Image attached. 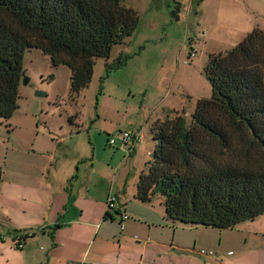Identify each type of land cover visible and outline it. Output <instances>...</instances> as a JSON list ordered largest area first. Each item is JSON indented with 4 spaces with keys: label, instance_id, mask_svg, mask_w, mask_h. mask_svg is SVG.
<instances>
[{
    "label": "trees",
    "instance_id": "1",
    "mask_svg": "<svg viewBox=\"0 0 264 264\" xmlns=\"http://www.w3.org/2000/svg\"><path fill=\"white\" fill-rule=\"evenodd\" d=\"M126 1L0 0V121L8 132L25 52L39 50L53 68H68L78 95L95 61L136 31L139 16ZM203 74L212 95L197 101L190 125L178 112L152 123L155 146L135 198L160 196L172 223L230 229L264 214V31L255 28L233 49L211 54Z\"/></svg>",
    "mask_w": 264,
    "mask_h": 264
},
{
    "label": "rangeland",
    "instance_id": "2",
    "mask_svg": "<svg viewBox=\"0 0 264 264\" xmlns=\"http://www.w3.org/2000/svg\"><path fill=\"white\" fill-rule=\"evenodd\" d=\"M125 5L139 16L136 31L123 44L115 45L109 58L95 61L92 80L78 95L71 94L70 75L63 72L69 70L62 67L65 70L55 72L49 57L39 50H27L23 60L29 81L20 84L19 105L41 110L40 134H51L58 141L65 136L61 151L76 145L78 152H86L96 146L99 185L136 184L155 146L152 123L163 119L166 112H178L190 125L197 101L212 95L203 74L209 56L233 49L255 28L264 31V0H127ZM121 55L124 63L108 73L107 66L116 65ZM36 92L45 96H36ZM73 119L82 127L74 125ZM10 124L11 132L6 135L0 121L4 129L0 128V138L13 140L22 132L15 130L12 121ZM120 127L142 128L147 149L122 160L124 154L107 142ZM39 142L37 150L45 151L46 145ZM110 153L117 158L111 160ZM90 162L93 159L86 161ZM159 199L158 195L152 198L155 203ZM181 233L197 260L264 264V214L230 229Z\"/></svg>",
    "mask_w": 264,
    "mask_h": 264
},
{
    "label": "crops",
    "instance_id": "3",
    "mask_svg": "<svg viewBox=\"0 0 264 264\" xmlns=\"http://www.w3.org/2000/svg\"><path fill=\"white\" fill-rule=\"evenodd\" d=\"M62 67L55 72L65 70ZM42 116L37 107L28 110V105H19L10 122L22 132L13 140L0 138V229L11 237L26 236L22 249L14 248L11 240H0V264H208L206 259H196L194 248L181 235L199 234L206 227L168 221L161 199L142 203L135 198L137 182L99 185L96 146L86 152H78L76 145L61 151L65 136L58 141L51 134H40ZM72 123L82 127L78 120ZM4 129L9 135L11 131ZM132 129L120 127L111 133L118 136ZM138 130L143 129L132 131ZM38 142L46 145L45 151L37 150ZM144 148L146 138L129 157ZM88 159L93 163L88 165ZM110 196L117 208L108 212Z\"/></svg>",
    "mask_w": 264,
    "mask_h": 264
},
{
    "label": "built area",
    "instance_id": "4",
    "mask_svg": "<svg viewBox=\"0 0 264 264\" xmlns=\"http://www.w3.org/2000/svg\"><path fill=\"white\" fill-rule=\"evenodd\" d=\"M146 136L142 130L132 131L127 130L121 132L118 136H113L108 139V145L121 151L126 157H129L135 150L136 146L145 140ZM117 208L116 199L110 196L107 200V210L108 212ZM122 219H127L126 215L122 216ZM38 230V232H40ZM26 236L24 234L16 235L11 237L9 233H3L0 229V240L7 241L11 240L14 248L22 249L24 247V239ZM203 255H210V253L201 252ZM64 264H83V261H65Z\"/></svg>",
    "mask_w": 264,
    "mask_h": 264
},
{
    "label": "water",
    "instance_id": "5",
    "mask_svg": "<svg viewBox=\"0 0 264 264\" xmlns=\"http://www.w3.org/2000/svg\"><path fill=\"white\" fill-rule=\"evenodd\" d=\"M28 81H29V79L24 76L23 77V80H22V83L24 85H26L28 83ZM35 94H36V96H39V97L45 96V94L44 93H41V92H36Z\"/></svg>",
    "mask_w": 264,
    "mask_h": 264
}]
</instances>
